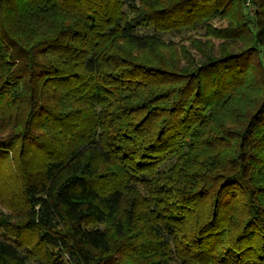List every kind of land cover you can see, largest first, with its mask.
I'll return each mask as SVG.
<instances>
[{
  "label": "trees",
  "instance_id": "trees-1",
  "mask_svg": "<svg viewBox=\"0 0 264 264\" xmlns=\"http://www.w3.org/2000/svg\"><path fill=\"white\" fill-rule=\"evenodd\" d=\"M251 1L253 18L243 0H0V161L25 200L14 238L0 224V264H264ZM230 4L217 46L189 40L199 60L156 53Z\"/></svg>",
  "mask_w": 264,
  "mask_h": 264
},
{
  "label": "rangeland",
  "instance_id": "rangeland-1",
  "mask_svg": "<svg viewBox=\"0 0 264 264\" xmlns=\"http://www.w3.org/2000/svg\"><path fill=\"white\" fill-rule=\"evenodd\" d=\"M243 9L245 13L248 14L249 18H253L255 11L257 10L255 4L251 0H243ZM225 3V2H224ZM226 4V3H225ZM219 7V0H208V8H212L214 6ZM229 12L223 18H215L209 21V35L204 34V30L200 27L196 29L187 28L185 31H182L179 35L168 33L163 35V39L165 41H172L174 43V47H159L156 48V53L159 55H164L166 53H174L177 57H181L179 49L185 50L184 52L189 58H193L195 60H199V55L196 49V42L203 43L204 41H209L213 43L215 46L220 42L215 38L214 34L217 31L223 30L227 24L226 20H230L231 13L236 11L232 4L229 5ZM218 34V33H217ZM189 40H195L196 42L191 43ZM194 45V47H193ZM192 47V48H191ZM155 52V51H154ZM150 52H141L142 57L149 56L151 57ZM252 64L257 62V56L252 54L249 60ZM18 148V147H17ZM12 155L8 154L5 162L0 161V224L1 231L5 232L6 235L14 238L12 235L15 232L20 231L18 225V217L21 215L24 209V199L20 195V178L18 174L12 169L11 162L14 159L11 158ZM41 157L38 155L36 159V163L40 160ZM87 228H99L106 229L105 225H97V224H88ZM21 247L25 248L27 251L31 249V247L36 243V238L33 234L22 231L21 232ZM54 256H58L56 250L53 252Z\"/></svg>",
  "mask_w": 264,
  "mask_h": 264
}]
</instances>
